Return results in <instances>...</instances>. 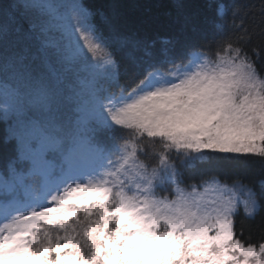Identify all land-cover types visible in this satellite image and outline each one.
Segmentation results:
<instances>
[{
	"label": "snow or ice",
	"instance_id": "obj_1",
	"mask_svg": "<svg viewBox=\"0 0 264 264\" xmlns=\"http://www.w3.org/2000/svg\"><path fill=\"white\" fill-rule=\"evenodd\" d=\"M217 11L158 44L82 0L0 4V264H264V179L236 171L264 173V0Z\"/></svg>",
	"mask_w": 264,
	"mask_h": 264
},
{
	"label": "trees",
	"instance_id": "obj_2",
	"mask_svg": "<svg viewBox=\"0 0 264 264\" xmlns=\"http://www.w3.org/2000/svg\"><path fill=\"white\" fill-rule=\"evenodd\" d=\"M9 0H0L7 4ZM91 11L96 13L95 22L105 28L100 14L111 17L115 12L119 30L125 35L135 33L138 38L155 40L159 44L162 39L174 40L186 37L188 42L201 44L210 40L217 32L216 25L221 22L217 9L223 6L227 19H232L233 9L238 5L253 2V0H82ZM182 4V9L177 4ZM239 19V17H237ZM119 53L117 57L119 58ZM5 126L0 122V168L13 155L11 143L4 144ZM245 183L255 186L257 193L261 192L259 181L264 179L257 165L249 164L236 170ZM198 181L199 177H195ZM264 205V200H261ZM242 214L237 217L239 222ZM264 219V207L255 223ZM248 234L246 228L245 235ZM260 236L258 229L252 231L253 241Z\"/></svg>",
	"mask_w": 264,
	"mask_h": 264
}]
</instances>
